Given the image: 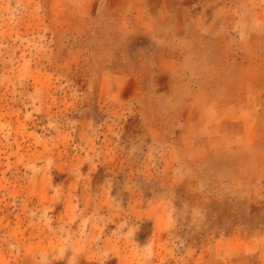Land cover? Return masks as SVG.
Returning <instances> with one entry per match:
<instances>
[{
	"label": "rangeland",
	"instance_id": "374dc122",
	"mask_svg": "<svg viewBox=\"0 0 264 264\" xmlns=\"http://www.w3.org/2000/svg\"><path fill=\"white\" fill-rule=\"evenodd\" d=\"M217 2L0 0V264H264V17L209 38ZM151 62L145 96H100L103 73ZM170 88L234 96L251 134L172 151ZM232 238L258 249L221 260Z\"/></svg>",
	"mask_w": 264,
	"mask_h": 264
},
{
	"label": "crops",
	"instance_id": "0c3cea01",
	"mask_svg": "<svg viewBox=\"0 0 264 264\" xmlns=\"http://www.w3.org/2000/svg\"><path fill=\"white\" fill-rule=\"evenodd\" d=\"M263 0H225L214 4L205 17L196 21L199 30L209 38H224L230 32L247 34L253 21L264 17ZM234 7V8H233ZM233 12L232 15V10ZM231 17L234 18L233 22ZM231 21V22H230ZM243 26L248 30L243 31ZM238 30V32H237ZM151 61V60H150ZM143 71L134 74L120 76L115 73H103L100 77V96L104 99L128 102L142 98L148 92L150 86L155 82L156 70L152 62ZM162 76V75H160ZM172 101L177 100L182 105L181 126L174 130L172 151L183 154L196 153L197 156H212L223 147L222 141L225 137L244 138L250 135L249 129L253 124V114L249 106H242L234 96L221 93L212 96L206 103L193 98L185 100L176 90L170 88ZM169 107V113H175L180 108ZM241 124L242 132L233 136L226 127L228 125ZM264 244V241H263ZM264 248V246H263ZM258 246L256 241L242 242L236 238L218 240L215 252L221 260L233 258L245 253V258L251 256ZM243 257V258H244ZM264 258L261 251L260 259Z\"/></svg>",
	"mask_w": 264,
	"mask_h": 264
}]
</instances>
